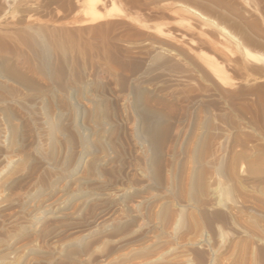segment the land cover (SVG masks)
Masks as SVG:
<instances>
[{"label": "bare ground", "instance_id": "1", "mask_svg": "<svg viewBox=\"0 0 264 264\" xmlns=\"http://www.w3.org/2000/svg\"><path fill=\"white\" fill-rule=\"evenodd\" d=\"M107 2L72 20L0 16V264H217L224 228L241 259L264 260L261 218H241L249 197L264 202V138L227 152L224 68L208 64L199 89L163 46L91 45L88 31L113 25L90 26ZM126 150L138 167L123 177Z\"/></svg>", "mask_w": 264, "mask_h": 264}, {"label": "rangeland", "instance_id": "2", "mask_svg": "<svg viewBox=\"0 0 264 264\" xmlns=\"http://www.w3.org/2000/svg\"><path fill=\"white\" fill-rule=\"evenodd\" d=\"M89 2L90 0H0V16L20 17L24 13H14L10 9L17 5L25 10L32 9L30 12H34L33 15L42 19L72 20L82 16V10ZM25 4H31V6L25 7ZM100 11L104 13L107 11V16L90 26L97 27L102 25V22L104 24L109 21L113 25L109 27V30H103L105 32L88 31L85 37L91 45L100 47L104 42H108L116 44L115 46L120 45L127 52L132 53L144 51L148 44L163 46L176 53L178 58L181 57L179 60L189 68L190 80L193 79L191 83L199 89L206 83L211 84L207 77V65L222 66L225 70V84L221 85V91L220 88L217 91L224 94L221 95L222 97L232 92L231 106L233 108L232 111L225 110L224 113L222 111L223 121L226 122L223 128H225L224 134H227L225 136L227 152L229 153L230 149L235 147L234 145H237L235 147L237 150H248L256 143H262L264 138V0H108L107 6ZM100 57L102 58L98 56L97 59H101ZM98 62L102 63L103 59ZM253 78L257 80L253 81ZM97 79L102 81L103 91L106 94L109 95L115 89L103 75H98ZM246 79L250 82H246ZM260 85H263L260 91L253 89ZM251 87L253 88L250 89ZM203 111L205 110L200 113L202 116L206 114ZM207 111L209 116L212 115L210 113L214 116L217 113L212 106ZM213 115L211 118L214 117ZM191 119L189 114L188 117L186 115L184 122L182 121L179 126L183 134L177 145L175 144L178 148L186 144L185 142L187 146L191 144L190 139L185 142L183 140L190 135ZM211 120L212 122L214 120L213 123L217 121ZM241 123L245 128L242 129ZM122 155L125 156H123L124 166L121 168V174L124 177L138 166L135 165L136 161L131 151L126 150ZM213 183H215L213 179H210V185L215 186ZM241 196L239 198L242 199ZM235 197H238V193ZM260 200L249 197L246 204L248 207L251 205L253 207L249 209L244 207L247 212L243 210L241 218L242 214L244 219L255 215L261 218L257 219H260V223L264 225V219L259 214L264 215V202L262 199L261 203H258ZM257 203L260 205L258 206ZM121 213L116 212L115 218L124 215ZM95 224H93L94 227H99L101 221L97 220ZM257 237L262 242L260 244L264 246V232ZM217 238L216 244L221 246L216 256L217 264H229V262L230 264H264V260L255 258L252 252L247 253L242 259L239 257L237 248L233 246L235 236L232 229L224 228L222 235Z\"/></svg>", "mask_w": 264, "mask_h": 264}]
</instances>
